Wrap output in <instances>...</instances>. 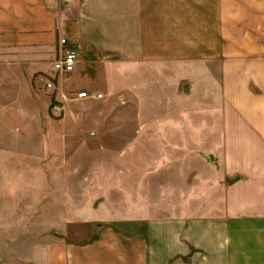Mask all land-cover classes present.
I'll use <instances>...</instances> for the list:
<instances>
[{
	"label": "rangeland",
	"instance_id": "374dc122",
	"mask_svg": "<svg viewBox=\"0 0 264 264\" xmlns=\"http://www.w3.org/2000/svg\"><path fill=\"white\" fill-rule=\"evenodd\" d=\"M87 54L71 75L42 52L16 64L0 54V264L13 250L28 264L49 237L53 248L89 242L113 202L206 198L215 173L203 157L221 149L218 69Z\"/></svg>",
	"mask_w": 264,
	"mask_h": 264
},
{
	"label": "crops",
	"instance_id": "0c3cea01",
	"mask_svg": "<svg viewBox=\"0 0 264 264\" xmlns=\"http://www.w3.org/2000/svg\"><path fill=\"white\" fill-rule=\"evenodd\" d=\"M68 49L78 65L90 51L126 67L213 65L221 149L203 157L215 174L201 204L113 202L89 242L49 237L28 264H264V0H0L8 62L38 51L53 66ZM11 256L2 264H20Z\"/></svg>",
	"mask_w": 264,
	"mask_h": 264
},
{
	"label": "built area",
	"instance_id": "2783aa9c",
	"mask_svg": "<svg viewBox=\"0 0 264 264\" xmlns=\"http://www.w3.org/2000/svg\"><path fill=\"white\" fill-rule=\"evenodd\" d=\"M61 45L66 47L68 45L67 40H61ZM79 63V52L76 49H68L65 50L61 56V58L56 61L52 68L55 74L60 75H71L75 73L77 65ZM48 88H53V84L48 83ZM89 93L83 92L79 94L80 99L89 98ZM102 98L101 95L96 96V99Z\"/></svg>",
	"mask_w": 264,
	"mask_h": 264
},
{
	"label": "water",
	"instance_id": "95a60500",
	"mask_svg": "<svg viewBox=\"0 0 264 264\" xmlns=\"http://www.w3.org/2000/svg\"><path fill=\"white\" fill-rule=\"evenodd\" d=\"M210 159H211L212 161H214V157H213V156H210Z\"/></svg>",
	"mask_w": 264,
	"mask_h": 264
}]
</instances>
